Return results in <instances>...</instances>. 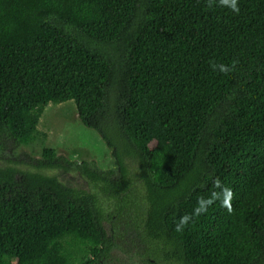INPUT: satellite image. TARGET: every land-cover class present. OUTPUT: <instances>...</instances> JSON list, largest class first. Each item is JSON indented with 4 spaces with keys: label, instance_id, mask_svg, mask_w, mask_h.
I'll return each instance as SVG.
<instances>
[{
    "label": "trees",
    "instance_id": "trees-1",
    "mask_svg": "<svg viewBox=\"0 0 264 264\" xmlns=\"http://www.w3.org/2000/svg\"><path fill=\"white\" fill-rule=\"evenodd\" d=\"M237 3L0 0V142L71 100L114 165L43 147L0 166V264H94L122 243L139 264H264V0ZM217 179L233 211L216 200L177 232Z\"/></svg>",
    "mask_w": 264,
    "mask_h": 264
},
{
    "label": "rangeland",
    "instance_id": "rangeland-1",
    "mask_svg": "<svg viewBox=\"0 0 264 264\" xmlns=\"http://www.w3.org/2000/svg\"><path fill=\"white\" fill-rule=\"evenodd\" d=\"M36 133L32 141L15 145L10 139L0 142V166L23 161L26 155L38 157L43 147H50L55 155L69 160L90 161L100 169L112 168L113 161L109 149L105 146L95 130L82 125L76 117L71 100L58 103H47L38 116ZM21 166L22 164H15ZM60 170H45L48 173ZM103 208L111 213V204L104 202ZM133 248L122 243L111 248L106 255L97 259L94 264H139L132 257Z\"/></svg>",
    "mask_w": 264,
    "mask_h": 264
},
{
    "label": "clouds",
    "instance_id": "clouds-1",
    "mask_svg": "<svg viewBox=\"0 0 264 264\" xmlns=\"http://www.w3.org/2000/svg\"><path fill=\"white\" fill-rule=\"evenodd\" d=\"M219 3L222 6L228 7L232 12L239 13L240 9L237 3V0H219ZM209 7H211V0H209ZM237 61H233L231 67L226 66L224 64H219V72L227 73L232 71L235 68ZM217 64L212 63L211 67L214 71H216ZM214 186L216 188H221L220 194H215L212 197L205 199L204 197H200L197 200V207L193 210L191 214H184L180 217L179 222L176 224L175 230L177 232H182L189 224L190 221H193L194 218L199 217L201 214L207 212L208 207L214 203L216 200H220L221 206L227 210L228 213L233 211L232 207V199L234 197V193L230 188L222 187L219 179L214 181Z\"/></svg>",
    "mask_w": 264,
    "mask_h": 264
}]
</instances>
